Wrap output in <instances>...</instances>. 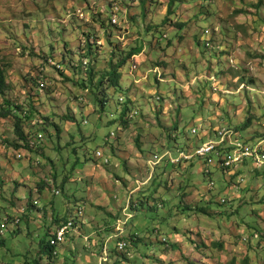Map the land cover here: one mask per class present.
I'll use <instances>...</instances> for the list:
<instances>
[{"label":"rangeland","instance_id":"obj_1","mask_svg":"<svg viewBox=\"0 0 264 264\" xmlns=\"http://www.w3.org/2000/svg\"><path fill=\"white\" fill-rule=\"evenodd\" d=\"M260 1L0 0V106L5 97L28 110L24 133L42 134L37 148L20 149L14 117H0V222L9 218L0 264H100L103 242L108 264H264V163L232 168L234 179L214 166L209 179L201 160L161 163L154 173L148 165L162 146L175 156L192 151L200 143L193 128L235 130L250 117L235 131L264 141ZM116 5L122 11L111 26ZM91 49L90 80L82 58ZM132 50L120 87L106 78L98 85ZM127 105L128 115L138 113L123 126L117 115ZM137 182L148 184L133 195L128 247L117 255L118 239L109 237ZM78 208L85 223L49 263L39 242ZM129 234L139 236L137 246Z\"/></svg>","mask_w":264,"mask_h":264},{"label":"built area","instance_id":"obj_2","mask_svg":"<svg viewBox=\"0 0 264 264\" xmlns=\"http://www.w3.org/2000/svg\"><path fill=\"white\" fill-rule=\"evenodd\" d=\"M122 10L116 5L111 9L110 15V22L113 25H117L119 23V13ZM78 14L81 18L84 17V14L81 10H78ZM207 35V30L205 31ZM206 45H208V41H206ZM83 68L87 69L88 60L84 59L82 62ZM56 66L61 69L62 66L56 64ZM42 86L44 84H41ZM119 100L122 102L125 101L124 96H120ZM137 111L132 112V115H135ZM193 135H199L200 129L193 128L192 132ZM207 134V133H206ZM205 134V135H206ZM42 134H38V141L41 140ZM36 139L34 140V142ZM36 141V142H38ZM257 143V142H256ZM250 143L245 141L242 135L232 128H216L214 129L213 133L209 136L207 135L206 139L193 146V150H178V156H175L171 150H166L165 152H156L151 154L148 165L151 168L152 172L154 171L155 167L160 165L161 163H166L169 165L180 166V164H184L187 162H191L194 160H201L204 164L203 167V175L210 179L212 175V171L210 166H214L217 169H220L224 174H228L231 176L235 173L236 169L231 172L232 168L235 167H242L248 161L256 165H262L264 163V141L260 140L257 144ZM96 156L103 159L104 163H109V159L105 158L103 151L96 150ZM21 156V153L19 154ZM239 178V175L237 176ZM240 182L242 179L239 180ZM147 183V182H146ZM146 183H138V188L140 186L145 185ZM213 181H209V188L213 187ZM237 188V186H235ZM56 194L59 192L58 190H53ZM221 202H224V199H221ZM129 204L123 210V216L120 217L115 221V232L111 236L112 238L118 239L117 249L119 251H125L128 247V242L124 239V234L126 232L125 226L127 225L128 221L133 217V213L129 211ZM83 216V210L77 209L75 215L72 216L66 223H63L60 226H56L53 231V237L50 239V245H54L57 247L60 245L65 237L66 234L69 233L72 228L77 227L74 223V220H81ZM19 221V217L16 218ZM15 219V220H16ZM15 222V221H14ZM9 218H6L1 221L0 223V233H4V231L8 228ZM54 255H56L54 251ZM100 264H107L110 263V256L108 253L107 242L105 243L102 254L99 258Z\"/></svg>","mask_w":264,"mask_h":264},{"label":"trees","instance_id":"obj_3","mask_svg":"<svg viewBox=\"0 0 264 264\" xmlns=\"http://www.w3.org/2000/svg\"><path fill=\"white\" fill-rule=\"evenodd\" d=\"M262 4V2L259 0V3H257L256 5H254V7L255 8H259L260 7V5ZM237 13H242L241 11H239V12H237ZM111 23V22H110ZM111 26H114L112 23H111ZM109 40V39H108ZM109 43H111L112 44V41L111 40H109ZM87 52V51H86ZM89 52V56L90 57H86V58H82V62L84 61V59H87L88 60V66H87V69H84L83 68V64H82V68H83V73L86 75V76H89L88 78H90V80L93 78V75H94V70H93V67H91V68H89L90 67V64H91V61H90V59L89 58H93V55H92V49H91V51H88ZM135 55H137L133 50L132 51H130V52H128L127 53V55H126V58L125 59H123L122 61H120L119 63H117L115 66H113L112 67V69L111 70H109L107 73H106V75L104 76H101V77H99L98 78V85H102L103 83H104V78H106V80H108V82L111 84L110 86H115L116 88H118V87H120L119 85V79L121 78V76H122V74L120 73V69H121V67L126 63V61L128 60V59H132ZM85 57V56H84ZM6 86V75H5V71H4V69L2 68V67H0V92L1 93H4V87ZM115 88V89H116ZM119 101V100H118ZM3 104L0 106V117H8V116H13L14 117V119H15V132L17 133V135L19 136V139H20V141H21V143H13L15 146H17V147H20V149H34V148H37V146H36V143H38V142H36V141H38L37 139H38V132L37 133H35L33 136H31V137H28L27 135H26V133H24V131H23V128H22V123H23V121L26 119V118H30V116H31V114H30V112L28 113L27 111L28 110H25V111H22V109L23 108H21V106H19V105H15V104H13V103H11L10 102V100H8V99H6L5 97L3 98ZM99 102H100V106H101V108L103 109L104 107H105V102H106V99H102V98H100L99 99ZM119 102H121V104H125L126 103V101H124V102H122V101H119ZM132 106H130V105H127V106H125V107H123L121 110H119V114L117 115V118L119 117V120H120V124H122L123 126H125L126 124H128L129 122H131V120L134 118V116L135 115H133V116H131V115H128V113H129V111L131 110L130 108H131ZM137 113H138V111H137ZM130 116V117H129ZM117 123L119 122L118 120H116V119H114ZM249 120H250V117H247V119H246V121H245V124L240 128V129H238V128H235V130L236 131H241V130H244V129H246L247 127H248V124H249ZM119 123H118V125H119V127H122V125H120ZM57 129L58 130H60L59 128H58V126H57ZM211 130V129H210ZM213 131H214V129L213 130H211V132H209V133H213ZM59 132V131H58ZM208 132V131H207ZM209 133H207L206 134V132L204 131V132H202V133H200L199 135H196L195 137H199L200 138V143L201 142H203L205 139H206V137H207V135H209ZM240 133V132H239ZM206 134V135H205ZM210 134V135H211ZM263 136H261L260 138H262ZM36 139V141L34 142V140ZM177 140V137H174V139L172 138L171 139V141H176ZM246 141V140H245ZM248 142V141H247ZM164 149L165 148H163V146L161 147V150H156L155 152H153V150L149 153L150 154V156H151V154H154V153H156V152H162V151H164ZM165 163H162V165H164ZM106 165V164H105ZM162 165H160V166H162ZM169 164H165V166H168ZM246 165V164H245ZM155 169H156V167H155ZM155 169H154V171H153V173L155 172ZM150 171H152L151 169H150ZM238 170H236L235 171V173L234 174H232L231 176H230V179L231 178H235V177H237L238 175H240V173L239 172H237ZM153 176V175H152ZM151 176V177H152ZM205 176V175H204ZM62 183V182H61ZM146 184H148V183H146ZM145 184V185H146ZM61 185V184H60ZM62 185H63V183H62ZM144 185V186H145ZM232 185V184H231ZM142 188H140V190H141ZM209 191H210V189H208ZM139 191V190H138ZM132 192V191H131ZM134 195V194H133ZM133 195L132 194H128V196H129V198H128V196H127V199L125 200V202H124V206L122 207V209L120 210V214H119V216H118V218L117 219H119L120 217H122L123 216V210H124V208L126 207V204H129V206H130V208H129V211L131 212V213H133L134 212V210H136V208H137V206H136V204L137 203H134L133 202V200H132V198H133ZM223 203H226V200H224V202ZM133 211V212H132ZM202 211H204V210H202ZM133 217H134V215H133ZM133 217L128 221V223H127V225L125 226V230H126V227H128L129 226V222H131V220L133 219ZM71 217H68L67 219H64L62 222H60L57 226H60V225H62L63 223H66L67 221H68V219H70ZM55 221L56 222H58V220L57 219H55ZM78 222H80V220H74V223L76 224V225H78ZM1 223V222H0ZM115 227V226H114ZM114 232H115V228H114V230H113ZM114 232L111 234V235H113L114 234ZM125 234H126V232H125ZM124 234V235H125ZM46 236L48 237V240L47 241H45V240H41L40 242H39V244H38V254H39V256L40 255H44L45 257H46V259L49 261V263L53 260V259H56V257H57V252H56V247L54 246V245H50V239L53 237V231L52 232H48V234L46 233ZM66 236H68V233L66 234ZM124 239L126 240V236H124ZM128 240H129V242H130V244L131 245H136V240L137 239H139V236L138 235H136V234H134V235H131V234H129L128 235V238H127ZM161 242L163 243V242H165L164 240H161ZM194 242V241H193ZM134 243V244H133ZM195 243V242H194ZM104 245H105V242H103L102 244H101V248H100V252H101V254H102V250H103V247H104ZM137 246V245H136ZM54 251H55V253H56V255H54ZM114 252H117V255L119 254V253H123V251H119L118 249L117 250H115ZM110 260H111V258H110ZM112 260H113V258H112ZM108 264V263H107Z\"/></svg>","mask_w":264,"mask_h":264},{"label":"crops","instance_id":"obj_4","mask_svg":"<svg viewBox=\"0 0 264 264\" xmlns=\"http://www.w3.org/2000/svg\"><path fill=\"white\" fill-rule=\"evenodd\" d=\"M146 185H147V184H146ZM143 186H144V185H143ZM140 188H142V186H140ZM140 188H138V187L135 188V189H134L132 192H130L129 194H132V195H133L135 192H137L138 190H140ZM128 198H129V196H128ZM81 221H82V218H81ZM82 222H83V224L85 223L84 220H83ZM111 236H112V235H111ZM111 236H110L109 238H111Z\"/></svg>","mask_w":264,"mask_h":264}]
</instances>
